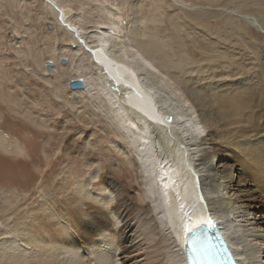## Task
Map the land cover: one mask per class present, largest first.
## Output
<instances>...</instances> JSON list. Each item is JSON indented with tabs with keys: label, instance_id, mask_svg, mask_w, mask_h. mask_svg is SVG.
<instances>
[{
	"label": "bare ground",
	"instance_id": "1",
	"mask_svg": "<svg viewBox=\"0 0 264 264\" xmlns=\"http://www.w3.org/2000/svg\"><path fill=\"white\" fill-rule=\"evenodd\" d=\"M43 1L54 28L70 37L59 41L56 54L15 55L16 64L33 62L32 74L9 70L0 57V150L42 168L51 162L52 146L64 140L65 157L58 177L37 189L40 205L33 208L32 195L22 194L20 203L18 196L3 197L0 211L9 218L0 223L5 233L0 264H185L184 234L203 222L215 227L237 264H264L259 15L230 9L226 34L216 30L213 41L204 21L196 30L183 25L181 45L202 61L181 65L179 86L173 82V62L153 36L141 38L132 22L129 34L122 32L115 1L90 26L67 3ZM239 20L260 34L252 38ZM19 32L15 29L17 37ZM222 46L237 48L228 52ZM45 62L52 67L45 68ZM78 79L82 88L68 86ZM84 91L83 110L77 112L73 95ZM9 116L23 121L20 128L29 126L26 133L37 135L32 128L47 133L41 155L31 158L23 144L3 134ZM74 129L80 131L77 137ZM84 214L86 228L75 240L71 223Z\"/></svg>",
	"mask_w": 264,
	"mask_h": 264
},
{
	"label": "rangeland",
	"instance_id": "2",
	"mask_svg": "<svg viewBox=\"0 0 264 264\" xmlns=\"http://www.w3.org/2000/svg\"><path fill=\"white\" fill-rule=\"evenodd\" d=\"M59 1L62 3L64 2L67 3L69 5V8L73 10L71 12H75V14H77L78 11L79 15H81L82 21L85 22L87 20L88 21L87 23L88 24L90 23L89 26L95 24L97 19L98 21H100L99 19L104 17L103 8L106 7L107 4L109 6H113L114 3L116 2L115 5H117L116 7L119 6L118 11H120L119 13L121 14V18H122L121 20L122 32L124 34L126 33L129 34L130 24L132 22V24L135 25L137 31L139 32L141 38L145 39L147 37H150V35L153 36L152 38L155 44H157L161 48L159 51L162 52L166 57H168L171 60V62H173L172 64L175 68L173 74L176 77L175 79L176 82L175 81L173 82L178 84L179 86H180L179 76L181 73L180 72L181 65L184 62L193 64L194 61L195 62L202 61V59H200L199 56L197 57L192 56V53H190L191 48L188 49L189 52H186L183 45H181L182 41L179 38L181 35V28L183 25L189 23L194 26L192 27L191 30H196V27L199 26L197 25L198 24L197 22L204 21L203 23L207 24L208 26V30L205 29L204 31L207 37H209V39L213 41L217 38L215 36L216 30H219L221 32L219 34L222 35L226 34L225 28L226 26L229 25L227 20L228 19L227 16L229 15L227 12L231 11L230 9H232V11L236 10L238 14L254 13L257 16L259 15L258 16L259 20L261 21V24L264 26V0H59ZM132 9H134L136 12L134 11L133 13ZM204 12L205 13L207 12L206 15ZM212 12H214L213 13L214 15L212 14ZM0 13H3L0 14V34L1 33L2 35L4 34L3 36L1 35L2 37L0 38V55H1L0 57L3 58L5 56L3 59H5V64L7 63L6 64L7 67L11 68L9 69L11 71L12 69L15 68L14 70L17 69L16 71H19V69H21L22 71L25 72V70L28 69L26 71L29 72L32 69L31 67H33V70L36 68L33 65V62L27 59L23 64L22 63L16 64L15 55L18 57L19 54L20 55H24L25 53L27 54L29 50L35 51L37 57L39 56L46 57L48 52H52V51L53 53L56 54L61 46V44H59L60 43L59 41L60 40L66 41L68 39L67 37H70L69 34L64 33L60 30H56L54 28V22H52L53 18L49 16L48 14L49 12L46 10L43 0H0ZM212 20H214V22L216 21L218 25L216 24V22L214 23ZM239 21L242 23L244 27L246 26L245 31L249 30L248 32L251 33L252 38L260 34L259 30L253 27L251 24L244 23L241 20ZM84 26H87V29L90 28L88 25H84ZM15 29H18L20 31L19 32L21 35L20 37L16 36ZM172 31L174 32V34ZM221 48H223L225 51L232 52L235 51L237 47L222 46ZM11 60L13 61L12 63ZM65 62L66 61L64 59H60L59 61V63H65ZM177 62H179L180 64ZM14 63L16 66H14ZM31 63L33 66H31ZM46 63L47 62H45V68H47ZM26 64H27V68H25ZM50 67H52L51 62H50ZM56 69H58L59 74L62 73L60 68H56ZM50 71L51 69L49 70V72ZM64 79L65 78L62 77V80ZM170 84L175 86V84H173L172 82H170ZM6 90L7 88L5 87L4 91ZM73 96L77 100V105H76L77 112L83 110L81 104L82 101L86 99L87 96L86 92L84 91L80 94L75 93V95ZM0 118L1 120H3V113L1 112V110H0ZM14 122L17 124V126ZM22 122L23 121H21L19 117L9 116V120L4 125L5 129L3 130L4 132L3 134L8 136L9 140L11 141H16L23 144L26 147V149L29 151V154L31 153L30 157L35 159L37 154L41 155V152H43L42 144L44 139H46L47 137V133H45L42 130H37V129L34 130V128H32V132L33 134H37V135L26 133V130H29L30 127L28 126L29 128L28 127L20 128L22 127V125H24V123ZM73 131H71V133H73ZM77 131L78 130H75L74 133H76ZM79 133L80 131L76 133V137L80 135ZM24 134H27L26 138ZM76 142L79 144L80 142L79 139ZM64 145L65 144L63 140L58 145L52 146L51 153H49L47 157V160L51 162L49 165L46 164L42 168L40 167L42 166L41 164L28 162L27 158L25 157L23 158L14 157L9 153L0 150V203L4 202L2 200L4 196L9 199L10 197L12 198L14 196H18L19 197L18 202L20 203L22 201L21 196L22 194H24L26 196L27 195L35 196L36 202L32 204L33 208L35 206L40 205L41 204L40 200H42V197L40 196L41 193L38 192L37 189L38 188L40 189L44 186L49 187L50 183L53 182V180L58 177V174H60V169H61L60 167H62L64 161L63 157H65ZM72 153H70V156L74 155L76 158L79 157L81 158V156L78 153L75 152ZM159 155L160 154L157 153V157H159ZM22 163H26L27 166L23 167ZM34 173L35 176L33 175ZM130 176H131L132 184L137 186V184H139L138 179L135 176V172L132 171V169L130 172ZM45 178H47V181L43 180ZM15 213H16L15 209L14 211L10 212L9 224L13 222L12 217ZM81 213L82 211L77 212L76 214H81ZM6 214L7 212L2 213V211H0V223L2 225L7 223L8 221L9 215L7 216ZM247 214L251 216V214L248 213V211ZM71 224L74 227L71 228V230L75 233L73 235V238L75 240H79L80 234L78 232L83 231L86 228V214L78 218H75V220H73ZM34 227L35 224L31 226V229H33ZM1 229L3 228L0 227V237L1 235L5 236V233L1 231ZM133 261L135 260L133 259Z\"/></svg>",
	"mask_w": 264,
	"mask_h": 264
},
{
	"label": "water",
	"instance_id": "3",
	"mask_svg": "<svg viewBox=\"0 0 264 264\" xmlns=\"http://www.w3.org/2000/svg\"><path fill=\"white\" fill-rule=\"evenodd\" d=\"M47 68L50 67V62H47ZM68 86L72 89H75V88H82L83 87V81L81 79H78V80H71L69 81L68 83ZM145 150V149H144ZM145 153H147V151H145ZM147 164V163H146Z\"/></svg>",
	"mask_w": 264,
	"mask_h": 264
},
{
	"label": "snow or ice",
	"instance_id": "4",
	"mask_svg": "<svg viewBox=\"0 0 264 264\" xmlns=\"http://www.w3.org/2000/svg\"><path fill=\"white\" fill-rule=\"evenodd\" d=\"M191 238L193 245H195L197 240L199 239V229L193 230L191 232Z\"/></svg>",
	"mask_w": 264,
	"mask_h": 264
}]
</instances>
